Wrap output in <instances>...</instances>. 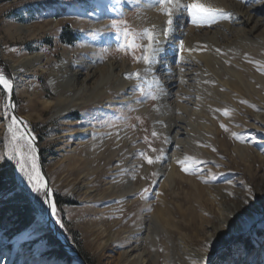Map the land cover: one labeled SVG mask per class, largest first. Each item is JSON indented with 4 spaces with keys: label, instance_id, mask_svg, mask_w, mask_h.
<instances>
[{
    "label": "rangeland",
    "instance_id": "374dc122",
    "mask_svg": "<svg viewBox=\"0 0 264 264\" xmlns=\"http://www.w3.org/2000/svg\"><path fill=\"white\" fill-rule=\"evenodd\" d=\"M231 1L232 6L224 10L231 14L229 20H219L211 26H196L189 18L187 25L197 31L219 28L223 33H229L224 24H238L240 6L248 8L264 4V0ZM143 4L139 0H0V73L8 75L9 67L5 63L17 61L27 54L40 53L49 59L44 70L27 68L21 72V78L16 81L19 86L15 95L16 112L30 123L38 140L43 170L58 209L59 229L82 258L76 259L55 238L68 254V260H57L52 256L54 249L58 248H52L47 242L48 236H53L45 219L47 206L37 203L26 183L21 182L16 162L7 158L14 146L24 153L27 148L22 142L14 145L12 141L8 131L12 117L9 95L0 85V165L12 171L13 175L10 182L12 190L6 198L19 199L16 206L23 207L25 203L36 214L34 224L23 232L16 230V219L12 214L2 219L0 264H26V255L41 259L45 264H120L121 255L131 249L134 241L131 244L124 240L108 244L107 237L98 230L110 227L113 232L128 231L137 227L136 221L141 214L146 222L145 231L140 236L143 251H148L149 255L157 251V257L149 264H166L164 254L170 255L173 243L161 225H155L151 220L161 210L168 213L179 228L174 232L173 227H167V231L176 233L172 240L180 236L188 246L197 244L198 240L203 241L201 250L208 253L207 264H264V101L258 98L256 91L250 92L246 87L237 92L231 83L228 90L220 86L219 93H226L228 100L215 97L219 102L213 109L199 105L195 110L193 104L198 97L210 103L209 99H213L211 89L218 84L200 74L197 64L188 58V61L177 60L179 70L172 76L178 82L174 89L178 95L175 101L186 104L189 98L184 97V92H189L188 96L193 100L191 109L189 112L176 109L170 117H161L162 123L157 128L149 114L141 109L161 115L159 92L140 81L123 94L130 96L132 101L128 104L121 102L126 99L123 95L116 98L111 93L96 106L77 109L63 118L54 117L52 106L47 104L57 98L47 70L58 68L66 51L74 53L73 60L80 56L91 57L94 52L99 63L115 59L135 66L143 61L136 58L143 55L144 49L140 45H146L147 40L139 39V34L151 28L141 21L148 18L150 12L147 13V9L160 10L156 1L148 0L146 9L142 8ZM100 6L103 7L101 20L104 23L95 27L93 22L98 20L95 13ZM163 17L167 21L166 15ZM114 20L117 21L116 28L111 27ZM22 26L35 30L36 36L14 39L10 33ZM165 26L164 34L166 22ZM125 28L137 35V47L122 48L126 44L123 37ZM67 35L76 41L70 44ZM99 36L104 41L96 43ZM182 41L186 42V36ZM179 53L185 55L187 52L179 49ZM241 64L240 68L247 77L250 75L246 70L256 71L264 77V57L249 55L242 58ZM228 76L221 73L224 80ZM257 87L264 96L263 84L258 83ZM167 124H176L177 128L189 131V137L177 135L179 141L188 139L189 145L173 143L172 150H180L184 157L189 158L186 165L190 166L189 172L193 174L184 172L178 164L180 175L175 178L173 186L164 188V178L158 177L155 164L161 162L156 158L163 159L168 146L165 138ZM83 130H88L85 136L81 134ZM154 131L155 136L152 134ZM200 148L204 152H198ZM93 150L101 155L92 159ZM144 156L151 158L153 163L148 164ZM37 163L40 168L38 159ZM86 163L91 173L88 186L93 193L90 195L82 190ZM146 167L148 171H145ZM126 178L136 183L146 182V191L144 189L140 196L132 197L128 203L117 201L109 189L115 184V191H120L126 185ZM223 195H227L223 204L237 207L238 221L233 222L234 218H230L228 223L213 230L212 225L220 217L216 203H222ZM214 197L218 200L215 204ZM41 217L45 220L40 221ZM160 220L164 226V220ZM235 231L240 233L235 234ZM27 232V239L18 242ZM206 233L213 235L208 238ZM217 237L222 240L215 245L212 241ZM193 263L205 264L198 258Z\"/></svg>",
    "mask_w": 264,
    "mask_h": 264
},
{
    "label": "bare ground",
    "instance_id": "6f19581e",
    "mask_svg": "<svg viewBox=\"0 0 264 264\" xmlns=\"http://www.w3.org/2000/svg\"><path fill=\"white\" fill-rule=\"evenodd\" d=\"M152 1L157 2V0ZM201 1H203V3H205L206 5L221 8L225 11L232 6L231 0ZM139 2L144 3L142 5L143 9L147 8L145 4H147L148 0H139ZM180 2L181 4H184L190 3L192 1L180 0ZM151 8L146 10L147 13L150 12L148 18L142 19L141 21V24L144 23L145 25H148L151 28V31H153L157 35L154 47H157L159 51L155 55V58L153 59L151 65H146L142 61L140 64L134 66L128 63L127 61H115V59H109L106 62L99 63V57L94 52L91 57L84 58L80 56L78 60H73L72 57L74 53L66 51L58 68L47 70V74L49 76V83L52 86L54 93L57 97L56 101L47 102V104H50V106H52L51 108L53 110L54 117H67L69 114L76 111L77 109H88V106L90 105L96 106L99 101L103 102L104 98H109L111 93L116 95V98H121L120 96L126 93L130 88H132L133 84L135 85L137 82L140 81L141 83H147L148 87L150 88H157L156 90L159 92L158 108L161 109V115L153 113L144 108L141 109V111L147 112L149 114L151 120H153L154 125L157 128L158 125L162 123L161 117H170L171 113L176 109H181L186 112H189L191 109L190 105L193 100L190 99V95L188 96L189 92H184V97L189 98V101L186 102V104H177L178 101H175L176 96L178 95L176 92H174V89L177 88L175 86L178 82L175 79L176 77L174 78L172 76L179 70V68L176 66L177 60L179 61V59H182L184 61H188V58L189 60L190 58L194 60V63L197 64V71L200 74H204L206 77L208 76L209 79L212 80V82L218 84L216 87H213L211 89L213 99H209L210 103L205 102V100L200 97H198V99L196 97L198 101H194L195 104H193L195 110L199 105L213 109V106L219 102V99L215 100V97L228 100L229 96L226 93H219V87L222 86L223 88L227 89L231 84H233L231 85V87H235L237 92H239L240 90L242 91V89L246 87L250 92H252V90L256 91L258 98L264 101V96L261 95L262 91L258 92L259 87H257L258 83L263 84L264 87V77L258 74L256 71L252 72L250 70H246V72L250 75L249 77H247L240 68V65H242L241 60L244 57H249V55H257L260 58L264 57V4H258L256 6L248 8L240 6L238 9V13L240 15L238 24H224V26L226 25V27L230 30L229 33H223V30L219 28H212L210 30L207 29L206 31L194 30L190 25H187V22L189 21L190 17H188L186 12H183L182 8H179L174 10V22L170 34L165 35L164 30L166 28V19L163 17L164 14H161L162 11L158 9L153 10ZM102 10L103 7L100 6L97 9V12L95 13V17L98 19L93 22V25H95V27H101V24L104 23L101 20L103 19L101 17ZM140 15L143 14L141 13ZM51 27H53V25H51ZM187 30L189 33L188 35ZM10 35L14 39L16 37H19L20 39L33 38L36 36V31L31 28L22 26L16 28L15 32L10 33ZM185 36L186 42L184 43V46L186 49H192V51H185L187 52L185 55H180V42ZM99 37L100 38L96 41V43H101L104 41L103 38H101L102 36ZM217 49H219V52H217ZM48 60L49 59L45 55L40 53H34L27 54L23 58L18 59L17 61L10 60L9 62L5 63V65L9 67V70L8 75H4L12 82L11 93L14 96L16 95V93H18L19 86L16 84V81L21 78V72L23 70L27 68L44 70V64L48 62ZM135 73H140L139 80H137L134 76L131 79L126 78L129 75ZM221 73H225L227 75L229 74L227 80H224L221 77ZM261 87L262 86H260V88ZM1 88L3 89L2 85ZM5 92L10 96L11 93H8L7 91ZM124 98L126 99L121 101L123 104H128L130 101H132L130 96L125 95ZM26 122L30 125L28 121ZM167 125L168 126L165 130V138L168 146L163 156V159L161 158V162L155 164L158 172V177L164 178V188L174 185L175 178L180 175L177 161L185 158V155L180 150L175 149L173 151L172 145L173 143H178L179 145L184 146L189 145V143L187 142L188 139L179 141L177 139V135H186V137H189L190 135L188 130L177 128L176 124ZM16 127L19 129L18 134L22 133L24 135H27L19 124ZM87 132L88 130H83L81 134L85 136ZM197 151L204 152V149L200 148ZM91 154L92 159H94L98 155H101L100 152H96L95 150H93ZM86 157L88 159V155ZM145 169V171L149 170L147 167ZM90 175L91 173L89 171V164L86 163L83 175L84 181L82 186V190L85 192L86 195H90L93 193L88 186L89 182L91 181ZM125 180L126 181L124 183L126 185L120 191H115V184L109 189L116 196L117 201H123L125 203H128V201L132 197L136 195L140 196L143 193L146 182L136 183L128 178H126ZM195 189L197 188L195 187ZM97 196L104 197L102 194H97ZM216 197L212 198L214 204L216 203L215 200H217ZM226 197L227 195H223L222 203H216V205H218L219 207L218 211L220 212V217H218L215 223L212 225L213 230H217L222 225H225V223H228V220L230 218H234L232 219L233 222L238 218L236 216L237 207H233V205L223 204L226 200ZM145 207H147V203ZM160 218L164 220V226L162 225ZM45 219L48 220L47 222L49 223V226L53 227L59 234L62 239L63 245L65 246L67 251L71 254H74L75 257H77L76 259H82L78 254L77 249L73 246V243L68 239L66 235H64L60 231L59 225L61 223H56V218L51 217L50 211L47 212ZM45 219L41 217L40 221H44ZM151 220L155 225L160 224L162 230L164 229L171 237H168V239L173 243V250H171L170 255L164 254V260L166 264H195L193 262L197 258L200 263L206 262L208 253H205L201 250L203 241L198 240L197 244L188 246L184 242L185 240H183L180 236L177 238V240H172V237L176 233L173 234V232L167 231V227H173L174 232L176 229L179 230V228L177 225L174 224L172 217L168 215V213H166L164 210H161L160 213H155ZM136 225V228L131 227L130 230L126 231L124 229L121 232H113L110 227L109 229L107 228L102 231L98 230L100 234L107 237L108 244L109 242L113 243L123 240L130 244L131 241L135 242H133V244L131 245L130 250L121 255L120 264H149L157 257V251H153V255H149L148 251H143V246L140 243L142 240L140 236L143 235L145 231L144 228L146 227V222L142 214L136 221ZM241 232L243 233L244 231ZM198 233H201V230L198 231ZM236 233L240 232L235 231V234ZM28 234L29 232L24 234L22 238L18 239V242L25 241V239H27ZM212 235V233H206V237L208 236V238H210ZM155 237L156 236H154V238ZM221 240V237H217L213 239L212 243L217 245L218 243H220ZM165 252H167V250ZM187 253H190L191 255L187 256ZM26 259V264H45L41 262V259L35 260L34 257L31 258L27 255ZM8 264L12 263L9 262Z\"/></svg>",
    "mask_w": 264,
    "mask_h": 264
},
{
    "label": "snow or ice",
    "instance_id": "6c2138e0",
    "mask_svg": "<svg viewBox=\"0 0 264 264\" xmlns=\"http://www.w3.org/2000/svg\"><path fill=\"white\" fill-rule=\"evenodd\" d=\"M157 3L160 6V10L163 12L164 15L167 17V30L165 31V35L167 32L172 30L173 25V15L174 10L182 8L183 12H186L188 17H190L191 22L196 26L208 25L211 26L212 24L218 22L219 20H229L231 17L230 13L225 12L221 8L212 7L209 5H205L200 2V0H192L191 3H184L181 4L180 0H157ZM120 23H123L121 21ZM111 27H117V21H113ZM123 37L126 41L125 45H122V48L125 50L133 49L137 47L136 39L137 35L135 33H131L127 28L123 31ZM139 39L147 40L146 45H140L143 47V55L136 59H142L144 64L151 65L155 55L159 51L157 47H154L155 44V34L153 31L145 29L143 33L139 34ZM180 51H192V49H186L184 46L183 41L180 42ZM219 52V49H217ZM183 71V70H182ZM135 77L137 80L140 79V73L131 74L126 78L131 79ZM0 85L3 86V90L11 93L12 91V82L10 79L6 78L4 74L0 73ZM155 99V96H152ZM224 115H228V112L225 111ZM19 124L17 117L14 115L11 117V123L8 126V131L12 133V141L15 145L16 142H22L24 147L27 148V152H21L18 146H14L12 151L8 153V160H14L16 162V168L18 172L21 174V182L26 183L27 188L30 190L31 194H34L37 203H41L42 205H46V211H50L51 217L56 218V223L60 224V219L58 217V209L55 201L51 199L52 191L47 187V181L45 177L42 175L39 165L37 163L36 157V149L34 146V137H28L24 134H18L19 129L16 127ZM223 128L224 125H221ZM227 130V129H225ZM153 136L156 135L154 131ZM215 151V149H213ZM143 156L144 154L141 153ZM147 160L148 164H152L153 160L147 156H144ZM157 161L161 159V157L156 158ZM188 157H185L184 160H178L177 163L180 164L181 169L189 174H193L189 172L190 166L186 165V161ZM146 191V189H145ZM251 191V189H248ZM42 198V199H41ZM62 226V225H61ZM207 264V262H205Z\"/></svg>",
    "mask_w": 264,
    "mask_h": 264
},
{
    "label": "trees",
    "instance_id": "16d2710c",
    "mask_svg": "<svg viewBox=\"0 0 264 264\" xmlns=\"http://www.w3.org/2000/svg\"><path fill=\"white\" fill-rule=\"evenodd\" d=\"M68 42L70 44H73L76 40L71 35H67ZM12 171H10L8 168H5V166L0 165V225L2 219H4L7 215L12 214L16 221L14 225L16 226V230L19 232H23L28 230L36 221V214L31 209V207L26 205L24 203L23 207L16 206V202L19 199H7V195L12 190L11 187V179H12ZM58 206H61V203L59 201H56ZM48 244L52 248H58V250L54 249L55 252L52 254V256L57 260H68V254L66 251L61 247V245L54 240V237L50 235L48 236Z\"/></svg>",
    "mask_w": 264,
    "mask_h": 264
},
{
    "label": "water",
    "instance_id": "95a60500",
    "mask_svg": "<svg viewBox=\"0 0 264 264\" xmlns=\"http://www.w3.org/2000/svg\"><path fill=\"white\" fill-rule=\"evenodd\" d=\"M9 109H10V112H11V115L17 117L18 121H19V125L22 127V129L25 131V133L27 134L26 136L28 137H34V146H35V149H36V157L39 161V164H40V170H41V173L42 175L45 177L46 181H47V187L49 189H51L52 191V188L50 187V184L48 182V179L47 177L45 176V173H44V170H43V166H42V162H41V152H40V148H39V143H38V140L37 138L35 137L32 129L30 128V125L26 122L25 119L21 118L17 112H16V104H15V96L11 93L10 96H9ZM53 194V193H52ZM51 199L54 201V198H53V195L51 197ZM49 229L52 231V234L54 236V238L63 246V248L67 251V249L65 248V246L63 245V242H62V239L61 237L59 236V234L56 232V230L49 226ZM75 250V249H74Z\"/></svg>",
    "mask_w": 264,
    "mask_h": 264
}]
</instances>
